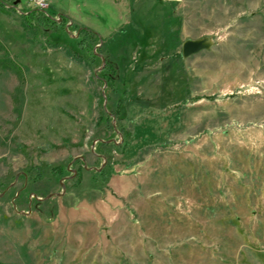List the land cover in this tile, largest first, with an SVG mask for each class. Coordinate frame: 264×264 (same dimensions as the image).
Wrapping results in <instances>:
<instances>
[{
	"label": "rangeland",
	"instance_id": "rangeland-1",
	"mask_svg": "<svg viewBox=\"0 0 264 264\" xmlns=\"http://www.w3.org/2000/svg\"><path fill=\"white\" fill-rule=\"evenodd\" d=\"M46 5L0 11V264H264V0Z\"/></svg>",
	"mask_w": 264,
	"mask_h": 264
},
{
	"label": "trees",
	"instance_id": "trees-1",
	"mask_svg": "<svg viewBox=\"0 0 264 264\" xmlns=\"http://www.w3.org/2000/svg\"><path fill=\"white\" fill-rule=\"evenodd\" d=\"M14 1L15 0H0V11L1 12H12L14 10V7L12 5ZM18 16H19V25L23 29L28 30V31H32V29H36L37 27H40V28L46 27L52 31L53 30L55 31L58 27H62L65 24V22H67V17L63 14H58L57 15L58 20H53L49 15L43 14L42 12H40V10L36 8H27L25 12H21V14H19ZM68 27L76 29L77 36H79V38L76 41V44L79 47V49L88 50V47L85 48V46H87V43H88L86 41L88 40H90L93 43H96L98 40H100L99 35L89 28L82 27V26H76L74 24L73 25L69 24ZM32 36H33L32 38L34 39V41L39 42L34 34ZM86 37L88 38V40H86ZM83 43L85 44V46L82 47L81 44ZM51 45L53 47H58V44L56 42H53ZM0 48H2L1 43H0ZM2 50H3L2 51L3 53H6L4 49ZM89 53L95 56V54H93L92 52H89ZM69 56H71L75 61L80 62V59L76 58L75 56L80 57L81 54L74 52L73 54H70ZM10 65L12 67L18 68V65H16L12 60H10L6 54L3 60H0V66L7 69L8 67H10ZM107 67L109 68L110 71L114 72V67L110 64L107 58H104L102 69H105ZM106 77L110 83L115 80L114 78H111L110 76H106ZM115 110L117 111V109ZM116 111H113V112L115 113ZM61 170H62V166L59 164H54L50 167L51 174L60 173ZM37 175H40L39 170L37 171Z\"/></svg>",
	"mask_w": 264,
	"mask_h": 264
},
{
	"label": "water",
	"instance_id": "water-1",
	"mask_svg": "<svg viewBox=\"0 0 264 264\" xmlns=\"http://www.w3.org/2000/svg\"><path fill=\"white\" fill-rule=\"evenodd\" d=\"M19 0H15L13 3H17ZM211 42L208 37L187 38L181 42L180 54L182 57H187L191 54H195L201 50L208 49Z\"/></svg>",
	"mask_w": 264,
	"mask_h": 264
},
{
	"label": "built area",
	"instance_id": "built-area-1",
	"mask_svg": "<svg viewBox=\"0 0 264 264\" xmlns=\"http://www.w3.org/2000/svg\"><path fill=\"white\" fill-rule=\"evenodd\" d=\"M14 7V10L17 12L21 13V10L23 9L19 2L13 3L12 4ZM26 6H30L31 8H36L38 10H42L46 8V0H27L26 1Z\"/></svg>",
	"mask_w": 264,
	"mask_h": 264
},
{
	"label": "crops",
	"instance_id": "crops-1",
	"mask_svg": "<svg viewBox=\"0 0 264 264\" xmlns=\"http://www.w3.org/2000/svg\"><path fill=\"white\" fill-rule=\"evenodd\" d=\"M66 16V15H65ZM67 17V16H66Z\"/></svg>",
	"mask_w": 264,
	"mask_h": 264
}]
</instances>
